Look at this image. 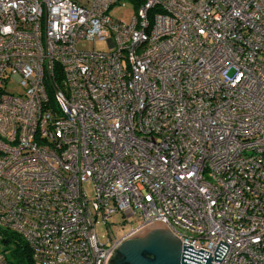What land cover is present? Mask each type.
I'll use <instances>...</instances> for the list:
<instances>
[{
  "label": "built area",
  "instance_id": "built-area-1",
  "mask_svg": "<svg viewBox=\"0 0 264 264\" xmlns=\"http://www.w3.org/2000/svg\"><path fill=\"white\" fill-rule=\"evenodd\" d=\"M154 220L264 264V0H0V230L34 264H105Z\"/></svg>",
  "mask_w": 264,
  "mask_h": 264
},
{
  "label": "water",
  "instance_id": "water-1",
  "mask_svg": "<svg viewBox=\"0 0 264 264\" xmlns=\"http://www.w3.org/2000/svg\"><path fill=\"white\" fill-rule=\"evenodd\" d=\"M227 244L219 239L213 256L176 237L162 220H154L124 236L111 250L105 264H213L219 262Z\"/></svg>",
  "mask_w": 264,
  "mask_h": 264
},
{
  "label": "rangeland",
  "instance_id": "rangeland-1",
  "mask_svg": "<svg viewBox=\"0 0 264 264\" xmlns=\"http://www.w3.org/2000/svg\"><path fill=\"white\" fill-rule=\"evenodd\" d=\"M123 3L124 4L122 5L121 3L113 5L108 10V14L113 19L120 20L123 22H129L132 16L135 14V6L130 1H125ZM76 48L80 50H84V51H88L92 49L100 50V51L107 50V47L105 43L103 42H99V41L92 42V41H85V40L78 42L76 44ZM7 87H8V90L16 92V93H19L22 91V88L19 86V84L14 82L12 79L9 81V84ZM83 186L85 188L87 198L91 199L93 197L92 184L90 182H85ZM109 223H110L109 227H110L111 232L117 236L121 235L122 233H124L130 228V224L124 222V220L120 217L119 214L112 215L111 218L109 219ZM106 229L107 228L104 225H102L100 222H96L97 234L102 240H104L105 238L104 234H105Z\"/></svg>",
  "mask_w": 264,
  "mask_h": 264
},
{
  "label": "trees",
  "instance_id": "trees-1",
  "mask_svg": "<svg viewBox=\"0 0 264 264\" xmlns=\"http://www.w3.org/2000/svg\"><path fill=\"white\" fill-rule=\"evenodd\" d=\"M7 250V258L14 264H34L31 249L22 237L12 231L0 230V251Z\"/></svg>",
  "mask_w": 264,
  "mask_h": 264
}]
</instances>
